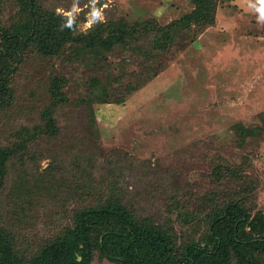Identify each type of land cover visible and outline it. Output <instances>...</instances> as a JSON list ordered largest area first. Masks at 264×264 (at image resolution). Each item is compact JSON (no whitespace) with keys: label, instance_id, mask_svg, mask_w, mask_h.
<instances>
[{"label":"rangeland","instance_id":"374dc122","mask_svg":"<svg viewBox=\"0 0 264 264\" xmlns=\"http://www.w3.org/2000/svg\"><path fill=\"white\" fill-rule=\"evenodd\" d=\"M233 3L0 0V234L21 264L109 200L176 250L240 201L222 264H264V20ZM111 23L137 44L109 52ZM37 28L70 43L41 53ZM95 244L64 264H117Z\"/></svg>","mask_w":264,"mask_h":264},{"label":"trees","instance_id":"16d2710c","mask_svg":"<svg viewBox=\"0 0 264 264\" xmlns=\"http://www.w3.org/2000/svg\"><path fill=\"white\" fill-rule=\"evenodd\" d=\"M255 6L258 7V2ZM115 26V23L110 24L107 36L103 40L104 46H107L109 52L115 46L131 49L136 43V32L132 33L131 37L130 33L133 29L128 31L123 27ZM48 35V29L43 35H39V28H37V32L32 35V38L37 39L38 50L41 53L53 54L54 50L56 52L61 48L66 39H56L55 42L52 39L50 42V35ZM130 37L131 39L128 40ZM66 38L71 41L75 40L74 37ZM17 46H19V42L13 38L9 39L10 48ZM241 182L246 185L244 180ZM232 193L233 191L230 190V196ZM240 203L238 201L230 204L231 208L220 210L222 212L211 219L207 239L203 246L199 243H190L187 247L176 250L177 248L171 245L172 242L162 226H153L149 223L141 224L135 221L130 213H127L126 208L109 200L83 210L75 228L65 230L64 234L57 238V241L47 245L45 253L40 254L34 264H64L65 260L71 256L74 246L83 244V249L91 248L90 237L92 235L95 236L96 244L94 246L99 250L101 257L117 264H175V260L180 264H208L206 261L210 259H212V264H222L225 263V256L230 247L236 251L244 249L239 248L243 244L240 237L245 236L241 231L243 228L241 226L245 224L248 226V222L243 214H236L237 211H240V207H238ZM224 214L227 215V219L220 217ZM258 223V220L254 218L250 220L249 225L255 229ZM245 242L249 243V241ZM258 244H262L259 239ZM175 252H182L180 256L176 257L177 259L171 256ZM250 259L252 260H249L250 263H258L257 260ZM71 260L74 261L73 258ZM0 264H21L12 239L6 234H0ZM84 264H89V261Z\"/></svg>","mask_w":264,"mask_h":264},{"label":"crops","instance_id":"0c3cea01","mask_svg":"<svg viewBox=\"0 0 264 264\" xmlns=\"http://www.w3.org/2000/svg\"><path fill=\"white\" fill-rule=\"evenodd\" d=\"M257 2H258V7H259L260 6L259 0H248V1L247 0H239V2L237 0H235V3H233V5H231V7L228 9L233 11L236 14L237 12H240L239 9H241L244 12H248L254 8L252 10V13L255 14L259 10L258 7L255 6L257 4ZM247 14L248 13H244V15H247Z\"/></svg>","mask_w":264,"mask_h":264},{"label":"clouds","instance_id":"9594fccd","mask_svg":"<svg viewBox=\"0 0 264 264\" xmlns=\"http://www.w3.org/2000/svg\"><path fill=\"white\" fill-rule=\"evenodd\" d=\"M260 8L259 13L260 16L258 17V20H264V0H259Z\"/></svg>","mask_w":264,"mask_h":264}]
</instances>
